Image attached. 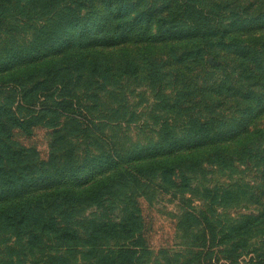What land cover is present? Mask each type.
<instances>
[{
  "label": "trees",
  "instance_id": "1",
  "mask_svg": "<svg viewBox=\"0 0 264 264\" xmlns=\"http://www.w3.org/2000/svg\"><path fill=\"white\" fill-rule=\"evenodd\" d=\"M223 1L0 0V264H141L142 201L152 207L159 191L181 193L215 165L204 150L240 134L264 104V90L242 99L239 91L237 116L197 115V81L208 84L214 59L226 58L227 24L213 13ZM243 6H226L229 26L252 23L250 0ZM132 42L140 48L125 56L118 48ZM237 42L228 41L235 61H256ZM137 82L155 86L164 107L149 134L127 139L120 86ZM169 82L185 88L171 103ZM260 166L263 185L264 159ZM251 217L248 233H264V212ZM232 231L225 241L244 233L239 223ZM239 243H249L247 264H264V238Z\"/></svg>",
  "mask_w": 264,
  "mask_h": 264
},
{
  "label": "rangeland",
  "instance_id": "2",
  "mask_svg": "<svg viewBox=\"0 0 264 264\" xmlns=\"http://www.w3.org/2000/svg\"><path fill=\"white\" fill-rule=\"evenodd\" d=\"M216 2L209 0L213 6ZM223 2L221 8L213 13H218L216 18H222L223 24H227L224 29L227 41L222 51L226 58L214 59L208 84L201 80L196 84L201 98L198 105L200 113L197 115L203 118L214 116L217 120L237 116V108L244 105L243 101H239L237 107L232 94L241 91L242 99V94L247 90H264V27L261 26L264 25V15L258 16L264 10V3L250 0L248 16L253 18L252 25L240 23L229 26L228 9L238 6L239 10H244L245 0ZM233 36L238 39L239 47L250 46L251 50H256V61L251 57L242 63L235 61L237 46L228 45ZM135 44L132 42L118 49L126 56L127 48H140ZM111 50L115 51L113 48ZM210 58L212 62V57L208 60ZM185 83L188 81L185 80ZM168 84L163 92L167 96V103H171L185 88L173 82ZM120 91L122 104L118 106L124 112H129L121 119L120 134L127 139H143L151 127L161 122L159 115L164 103H159L157 99L158 90L148 82H137L120 86ZM218 92L225 96L218 95ZM205 93L206 97L203 96ZM110 107L113 108L114 104ZM253 108L247 127L240 134L216 149L204 150L203 156L217 160L214 166L207 165V172L193 176L187 185L180 186L183 187L181 193L157 192L152 207L142 201L149 247L140 254L141 264H247L249 243L242 247L239 241L246 244V241L264 238V233L253 230L251 234L247 231V227L255 221L251 216L264 212L262 167H257L264 159V104ZM206 122L210 123L207 119ZM36 138L40 142V132ZM41 141L44 144L43 136ZM244 146H247V151ZM217 154L233 160L236 166H223ZM174 180L179 185V177L176 176ZM238 223L244 233L240 238L225 241L236 235L232 230ZM233 240L238 241L233 243Z\"/></svg>",
  "mask_w": 264,
  "mask_h": 264
},
{
  "label": "water",
  "instance_id": "3",
  "mask_svg": "<svg viewBox=\"0 0 264 264\" xmlns=\"http://www.w3.org/2000/svg\"><path fill=\"white\" fill-rule=\"evenodd\" d=\"M209 62H211V58L209 59Z\"/></svg>",
  "mask_w": 264,
  "mask_h": 264
}]
</instances>
